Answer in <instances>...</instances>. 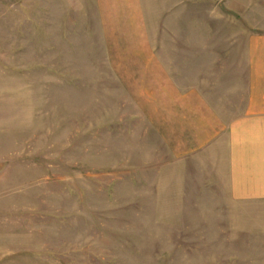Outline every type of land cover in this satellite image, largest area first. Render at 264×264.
Instances as JSON below:
<instances>
[{
  "label": "rangeland",
  "instance_id": "obj_1",
  "mask_svg": "<svg viewBox=\"0 0 264 264\" xmlns=\"http://www.w3.org/2000/svg\"><path fill=\"white\" fill-rule=\"evenodd\" d=\"M261 34L264 0H0V264H264L162 133L184 57Z\"/></svg>",
  "mask_w": 264,
  "mask_h": 264
},
{
  "label": "crops",
  "instance_id": "obj_2",
  "mask_svg": "<svg viewBox=\"0 0 264 264\" xmlns=\"http://www.w3.org/2000/svg\"><path fill=\"white\" fill-rule=\"evenodd\" d=\"M187 58L193 65L165 88L162 133L172 155L223 206L264 211V34L245 40L242 55Z\"/></svg>",
  "mask_w": 264,
  "mask_h": 264
}]
</instances>
